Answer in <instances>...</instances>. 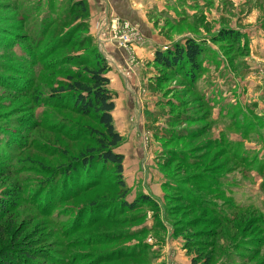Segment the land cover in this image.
<instances>
[{
  "label": "rangeland",
  "instance_id": "obj_1",
  "mask_svg": "<svg viewBox=\"0 0 264 264\" xmlns=\"http://www.w3.org/2000/svg\"><path fill=\"white\" fill-rule=\"evenodd\" d=\"M77 1L0 0V264H264V0L148 9L161 52L201 45L198 73L100 31L119 62ZM91 48L110 68L120 175L81 159L103 130L67 86Z\"/></svg>",
  "mask_w": 264,
  "mask_h": 264
},
{
  "label": "trees",
  "instance_id": "obj_2",
  "mask_svg": "<svg viewBox=\"0 0 264 264\" xmlns=\"http://www.w3.org/2000/svg\"><path fill=\"white\" fill-rule=\"evenodd\" d=\"M75 5V7H78L86 14V23L88 24L89 13L86 0H78ZM90 54L93 61L82 68L76 82L67 86L68 92L72 94L71 102L73 108L84 116L95 114L103 130V135L96 139V150H89L87 153H83L81 159L83 164L88 166L93 159L97 158V161L102 162L104 165H114L117 174L120 175L123 156L115 152L121 142V137L114 130L111 116L114 110V95L108 89L110 78L107 77V73L110 68L95 48H91ZM201 54V45L191 39H186L183 46L174 45L172 49H167L165 52L156 51L155 62L166 68H176L182 65L185 70L189 69L192 73H198L197 60ZM69 79L73 80L72 76ZM62 93V90L56 91L53 97L57 98ZM70 173L72 174L73 172L70 171ZM64 175L68 176L65 173ZM117 183H119L122 190L124 187L123 182L118 180ZM140 201L145 205L151 202L147 196H142ZM134 205H138V203H134L132 206L128 205V207H133ZM29 257H31V252H26L24 258L28 259Z\"/></svg>",
  "mask_w": 264,
  "mask_h": 264
},
{
  "label": "crops",
  "instance_id": "obj_3",
  "mask_svg": "<svg viewBox=\"0 0 264 264\" xmlns=\"http://www.w3.org/2000/svg\"><path fill=\"white\" fill-rule=\"evenodd\" d=\"M161 3H163V0H86L89 13L88 25L91 30L97 26L91 36L99 43V47L107 50V52L111 50L112 56H116L119 52L121 54L119 62H126L128 50L115 47L116 43H113L112 46H102L103 43L99 39L100 31L104 30V35L109 41L118 39L117 37L119 36L127 38V35H130V38H134V43L140 42L138 45H134L135 48L133 50H135L136 54L152 55L154 52L161 51L166 47L170 48L171 42L167 41L148 19V9L156 10ZM122 25L132 27L133 34L121 31L120 27ZM108 31L109 35H107ZM108 36H111V39ZM129 50H132V48ZM107 59L110 65H114L116 70L120 72L121 67L118 61L115 62L109 57Z\"/></svg>",
  "mask_w": 264,
  "mask_h": 264
},
{
  "label": "built area",
  "instance_id": "obj_4",
  "mask_svg": "<svg viewBox=\"0 0 264 264\" xmlns=\"http://www.w3.org/2000/svg\"><path fill=\"white\" fill-rule=\"evenodd\" d=\"M125 27H127V26H125Z\"/></svg>",
  "mask_w": 264,
  "mask_h": 264
}]
</instances>
